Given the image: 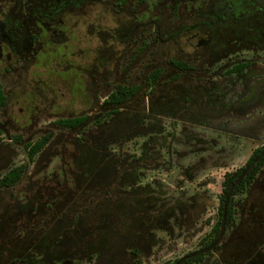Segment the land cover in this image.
<instances>
[{
    "label": "flooded vegetation",
    "instance_id": "af4514ba",
    "mask_svg": "<svg viewBox=\"0 0 264 264\" xmlns=\"http://www.w3.org/2000/svg\"><path fill=\"white\" fill-rule=\"evenodd\" d=\"M122 1L77 0L71 6L72 0H13L9 21L4 24L8 40L1 42L11 52L22 49L25 55H7L10 65L5 72L15 71L12 58L23 62L37 58L44 48L41 33L59 27L62 13L108 2L119 13L131 0ZM137 1L154 8L143 19L135 16L133 30H125L133 39V51L127 57L130 64L123 65L121 80L105 84L103 100L97 96L94 109L79 115L88 117L84 127H94L82 137L72 139L69 134L65 140L75 147L73 162L80 166L79 175H72L74 185L66 176L63 181L56 180L55 174L51 179L36 178L43 171L41 159L62 142L60 134H45L38 128L40 117L32 112L23 122L26 126L19 117L9 115L0 120L3 135L26 132L24 147L38 135L41 139L53 134L32 162L38 168L28 172L24 164L22 180L26 178V185L18 190L21 180L0 188V264H151L173 246L157 237V227L172 238L175 235L166 219L173 215L168 211V217L160 218L149 205L156 198L138 194L147 189L140 187L142 177L162 165L163 152L158 149L164 150L168 137L163 124H189L231 138L264 142V0ZM158 5L160 9H156ZM174 47L180 48L178 55L163 56L166 48L170 51ZM190 48L191 52L186 50ZM132 73H136L134 78ZM157 73L158 80L152 83ZM164 84L166 88H161ZM119 85L137 87L131 99L142 97V101L136 106L131 99L118 107L107 106V97ZM4 93L7 101L0 113L9 107L12 96L6 90ZM110 111L114 114L109 115ZM51 118H57L52 127L60 133L57 121L61 118L58 114ZM121 140L141 141L135 142L140 153L132 162L111 149L123 146ZM9 141L23 140L11 136ZM14 155L10 146H0V174L13 168ZM8 156L10 162L3 163ZM248 172L255 176L248 179L251 183L244 194L232 201L228 196L231 222H223L216 236L212 231L220 218L222 191L216 202V196L203 189L189 206L182 207L180 215L185 220L175 219L180 230L176 236L191 235V242L199 238V245L176 259L182 260L178 264L198 258H202L198 264H264V167L249 168ZM216 207L217 221L206 233L204 216ZM140 213L149 215L151 222L140 218Z\"/></svg>",
    "mask_w": 264,
    "mask_h": 264
},
{
    "label": "rangeland",
    "instance_id": "374dc122",
    "mask_svg": "<svg viewBox=\"0 0 264 264\" xmlns=\"http://www.w3.org/2000/svg\"><path fill=\"white\" fill-rule=\"evenodd\" d=\"M13 7V0H0V86L7 91V95H12L9 107L0 113V120L8 118L9 115L19 117L20 123L26 126L27 124L23 122L28 119V113L32 112L34 117H40L38 128H42L45 134L54 133V136L60 134L62 142L55 144L50 154L41 159L40 170L43 171L36 178L51 179L55 174L56 180L63 181V176H66L72 186L74 185L72 175L74 177L79 175L80 166L76 167L73 162L77 153L75 147L72 142L67 143L65 140L69 134H72V139L76 136L82 137L83 133L94 126L92 124L85 126L77 132L62 129L60 133H55L52 124L57 118L51 116L58 114L60 118H66L88 114L94 109V100L97 96L103 100L105 84L121 80L123 65L130 64L127 57L133 51V39L127 37L125 30L128 28L133 30L135 16L142 17L141 19L146 15L150 16L151 12L148 13V10L154 7L131 0L128 7L119 13L114 12L109 2L104 5L93 3L82 11L62 13L59 17L61 25L51 27V30L57 31L56 34L51 30L41 33L44 48L39 50L37 58L28 62L12 58L10 62L15 63V71L7 74L5 67L10 64L5 60L6 56L12 54L13 57H19L24 53L22 49L11 52L7 45L3 46L1 42L8 40L5 29L7 27L4 24L8 23ZM160 8V5L156 7ZM184 42L185 40H181L182 44ZM179 49L174 47L168 51L166 48L163 56H176ZM186 50L191 52V48ZM32 52L34 53V50ZM135 74L132 73L131 76L134 75V78ZM139 78L141 76L138 75L137 82L141 81ZM125 84H128V81ZM161 88H166L165 84ZM146 100L145 98V103ZM141 101L142 97H138L129 102L136 106ZM20 109H23L22 113L18 112ZM163 127L168 137L165 139V146L163 145L164 150L158 149L163 152V159L159 160L162 165L153 168L142 177L140 187L149 190L141 189L138 194L140 197L150 194L149 197L156 198V201L152 200V204L149 202V205L156 208L157 215L161 214L160 218L164 219L168 211L173 215L170 220L166 219L175 235L172 238L162 231L160 226L157 227L160 229L157 237L173 246L171 253L164 252L160 259H153L151 264L164 262L171 264L182 255L198 248L199 238L191 242V235L188 238L185 235L181 238L176 236L180 230L175 219H179L180 222L185 220L180 215L182 207L186 204L189 206L192 197L200 194L203 189L215 195L218 202L225 174L244 167L252 152L264 145V142L254 143L242 136L237 139L231 138L213 129L189 124L166 121ZM25 134L26 132H15L8 136L4 134L0 138V146L7 145L14 149L15 155L11 164L13 167L25 164L28 172H34L38 167L35 163L29 162L24 147ZM11 136L23 141H9ZM40 137L41 135L36 136L31 143H35ZM135 142L141 141L121 140L120 144L123 146L114 145L111 149L115 150L116 154H121L119 156L121 159L127 158L132 162V157L140 153ZM9 156L3 163L10 160ZM3 174L5 173L1 172L0 178ZM26 183L27 180L24 178L17 189H21ZM217 209V207L209 209L204 216L207 224L202 225H205L206 233L217 221ZM139 215L146 222L149 220L151 222L149 215L142 213Z\"/></svg>",
    "mask_w": 264,
    "mask_h": 264
},
{
    "label": "trees",
    "instance_id": "16d2710c",
    "mask_svg": "<svg viewBox=\"0 0 264 264\" xmlns=\"http://www.w3.org/2000/svg\"><path fill=\"white\" fill-rule=\"evenodd\" d=\"M74 2L76 3L77 0H72V5L75 6ZM123 3L125 0L122 1ZM159 73L156 74L155 77H153V82L156 83L158 80ZM137 87L133 86H127V85H119L116 87V89L107 97L106 99V105L109 107L113 106H119L120 104H123L127 102L129 99H131L134 94L137 91ZM6 95L4 93L3 88L0 86V110L6 105ZM110 114H114V112H109ZM87 115L84 116H76V117H66L61 118L57 121V125L60 126L63 130L72 131V130H81L86 121H87ZM3 135V133L0 131V137ZM53 134L46 135L39 139L34 145L33 144H27L25 146L28 154L29 162H34L37 155L46 147L48 142H50ZM264 154V147H259L256 150L253 151L251 157L247 161L246 165L239 170H236L234 172L227 173L224 176V180L222 182V203L219 208V214L220 218L216 226L214 227L212 234H215V236L220 232L221 226L223 225V222H225L227 225L231 222V216L233 215L232 212V205L228 202V196L231 195V201L233 197L236 195L244 194L246 191V187L251 183L249 181L252 180L255 174L246 171L249 168H254L256 170H260L264 167V156L261 158V156ZM25 172V165L21 164L18 166L13 167L11 170H9L5 175H3L0 178V188H9L17 183H19L24 175ZM247 175H246V174ZM249 179V180H248ZM226 218V219H225ZM202 258L197 259H189L184 264H198L200 263ZM181 263L182 260H177L171 264H178ZM182 263V264H183ZM164 264H169L168 262Z\"/></svg>",
    "mask_w": 264,
    "mask_h": 264
}]
</instances>
